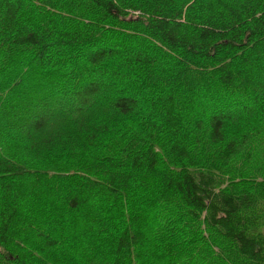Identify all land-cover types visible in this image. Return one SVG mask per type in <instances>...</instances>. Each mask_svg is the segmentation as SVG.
<instances>
[{"label":"trees","instance_id":"obj_1","mask_svg":"<svg viewBox=\"0 0 264 264\" xmlns=\"http://www.w3.org/2000/svg\"><path fill=\"white\" fill-rule=\"evenodd\" d=\"M0 264H264V0H0Z\"/></svg>","mask_w":264,"mask_h":264},{"label":"rangeland","instance_id":"obj_2","mask_svg":"<svg viewBox=\"0 0 264 264\" xmlns=\"http://www.w3.org/2000/svg\"><path fill=\"white\" fill-rule=\"evenodd\" d=\"M120 5L131 10H143L148 14L152 13V8L157 0H116Z\"/></svg>","mask_w":264,"mask_h":264}]
</instances>
